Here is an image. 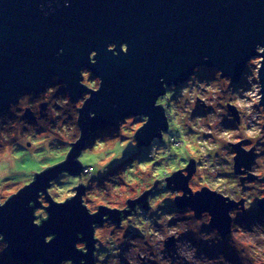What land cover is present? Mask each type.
<instances>
[{
	"label": "water",
	"instance_id": "obj_1",
	"mask_svg": "<svg viewBox=\"0 0 264 264\" xmlns=\"http://www.w3.org/2000/svg\"><path fill=\"white\" fill-rule=\"evenodd\" d=\"M110 45H115L118 57L107 51ZM121 45H127V55L120 52ZM257 45L264 47V0H0V115L17 104L23 93L44 92L55 77L67 85L65 89L75 101L87 92L80 86L81 70L87 69L103 81L101 91L93 94L80 112L83 136L80 142L75 141L78 144L73 145L68 162L62 169L53 171L61 161L34 172L52 171L17 197L22 189L12 194L0 209V234L9 243V256L24 264H62L65 260L94 264L91 224L101 223V216L107 214L110 217L104 220L119 225V214L101 210L96 218H89L77 198L63 207L53 204L48 210L49 221L36 228L33 211L41 206L36 203L30 208L29 202L37 201L38 193L61 171L80 174L84 167L74 160L93 133L118 129L125 118L144 114L150 122L137 139L139 146L150 145L161 130H166L162 110L154 107L156 99L165 93V85L168 88L188 81L197 67L214 68L238 82ZM92 52L97 53L95 65L89 62ZM261 77L264 79V71ZM40 108L46 111L47 103ZM90 113L95 114L94 119L89 118ZM232 115L238 122L234 111ZM24 116L36 121L30 108L25 109ZM235 151L239 153V173L240 167L251 166L253 157L238 146ZM193 163L190 160L188 164L190 174ZM173 183L175 188H171ZM186 184L179 175L170 181V190L186 193L176 207L195 210L197 218L209 212L211 228L226 238L230 223L227 214L236 206L226 205L207 190L188 198ZM129 204L130 211H135L138 204L131 200ZM140 205L147 209L143 201ZM258 207L264 211V203ZM78 233L83 240H78ZM49 235L56 239L45 244ZM84 241L87 256L74 247ZM168 247H173L172 241Z\"/></svg>",
	"mask_w": 264,
	"mask_h": 264
},
{
	"label": "clouds",
	"instance_id": "obj_2",
	"mask_svg": "<svg viewBox=\"0 0 264 264\" xmlns=\"http://www.w3.org/2000/svg\"><path fill=\"white\" fill-rule=\"evenodd\" d=\"M68 6L67 4L65 5ZM114 57L120 53L115 50V45L107 49ZM120 52L127 55V45H121ZM62 54L58 53V55ZM97 53L92 52L89 62L96 64ZM205 57V62H207ZM246 71L242 73L244 84L236 89L232 87V80L217 71L211 81L200 82L197 73L201 72L199 67L193 70V75L186 82V86L179 90L178 98L183 103L179 106L161 107L159 101L168 94L176 96V86L171 91L167 90L159 96L154 104L155 108L162 110L166 122V130H161L158 137H154L149 147L145 150L144 158L154 159L168 152L177 139L188 144L201 145L198 153H185V162L177 159L168 166L164 175L155 173L141 176V183L134 190L127 185L116 188L109 178L103 182L105 194L100 196L99 178L106 175L110 168L124 161L129 149L135 150L139 147L138 134L146 128L150 117L144 114L130 116L119 123L118 133L113 137H105L114 141L116 149L103 158L104 166L82 168L80 159L82 152L75 157L74 162L81 166V172L73 176L67 171H61L58 182L49 180L44 191L38 193L35 202H29L33 208L36 203L41 207L33 211V226L42 227L50 219L49 209L54 204L63 207L79 198L81 207L86 211L89 218H96L101 210L107 213H117L120 216L119 225L105 222L102 215L101 223H92V258L95 264H232L223 254L209 257L201 252L199 245L206 244L209 248L219 247L226 244L232 249L240 264H264V223H254L245 226L237 223V220L246 212H251L258 203H264V79L261 77L264 71V47L257 45L255 55L248 59L245 64ZM92 73L87 69L80 71V86L87 92L77 102L73 103L68 93L60 95L56 103L60 111L56 112L51 105L46 109L53 111L55 115L62 117V127L75 128L76 139L80 142L83 132L79 127L81 120L80 112L93 94L101 91L103 81L100 78L92 79ZM54 79L58 80L59 77ZM163 84V80H161ZM67 85L56 84L47 88L39 98L48 96L55 92L56 97L61 88ZM24 100H33L31 95H23L18 98V103L9 106V112L15 116L10 119L7 115H0V127L10 125L8 130L0 131V187L6 177L15 173L19 162L16 157L19 149L23 150L25 158H35L36 147L44 149L49 157L52 149L50 145L62 141L54 131H37L25 121L19 119L21 103ZM33 100V101H35ZM198 107L210 109L203 115H196ZM233 111L238 116L235 128L225 127V121H232ZM89 118H95L94 113ZM207 137V139H205ZM78 143L63 141L62 146L56 151L65 152V158L57 169H62L68 162L74 148ZM75 145V146H73ZM240 148L245 154H251L252 164L249 168L240 167L237 173V159L239 153L235 151ZM140 158L132 162H139ZM194 161L193 171H188V161ZM131 162V163H132ZM137 166L139 164L137 163ZM126 167V166H125ZM187 169V171H185ZM223 171L235 173L231 188L227 191L220 189L216 191L211 188L210 182L203 177ZM52 171L37 173L19 185L23 190L34 185L39 178ZM119 171L116 175H119ZM179 175L187 181L188 198L195 197L205 190L209 194L222 199L226 205H235L228 212L229 229L227 239L223 237L218 229L210 232L204 231L212 225V215L204 211L197 218L195 210L188 209L183 212L165 211L170 205L174 206L178 200L186 198L184 191L170 190V181H174ZM155 176V179H153ZM248 177H255L250 181ZM175 188V184L171 185ZM83 189V195L80 190ZM90 195L96 199H89ZM14 197V198H15ZM13 199V198H12ZM11 199H0V209L4 208ZM129 200L138 204L135 212L130 211ZM50 201L51 203H49ZM143 201L147 211L140 206ZM128 214L125 217V214ZM121 215L123 218L121 219ZM129 230L137 233L136 238L127 234ZM191 235L192 239H187ZM78 240H83L82 234H77ZM56 237L49 235L45 237L44 243L51 244ZM173 242V251L169 252L168 244ZM195 241V243H193ZM126 246V247H125ZM75 250L85 256L88 255L87 241L76 243ZM9 243L5 236L0 234V257L7 252ZM62 264H73L72 260H65ZM80 264H86L81 260Z\"/></svg>",
	"mask_w": 264,
	"mask_h": 264
},
{
	"label": "rangeland",
	"instance_id": "obj_3",
	"mask_svg": "<svg viewBox=\"0 0 264 264\" xmlns=\"http://www.w3.org/2000/svg\"><path fill=\"white\" fill-rule=\"evenodd\" d=\"M201 69L200 73H197V78L200 82L204 81H211L214 79L215 73L217 72L214 68H207V67H199ZM246 71V70H245ZM92 79H95L94 76H92ZM190 79V78H189ZM187 82V81H186ZM186 82L182 84L175 85L176 86V96L174 94H168L167 98L169 99L167 102L164 101L163 103L166 104L168 107H179L183 101L181 98H178L179 96V90L186 86ZM244 84L242 77L238 82H232L233 89H236ZM173 86V85H172ZM172 86L168 87L167 90L171 91ZM42 94V93H41ZM41 94H35L33 97V100L39 98ZM23 95H29V93H23ZM54 95V94H52ZM46 96L42 97L38 100H24L21 103V109L19 113V119L25 120L24 118V111L26 108L33 107L36 105V108L34 110L36 111V114L38 115V121L33 124H29V120H25V122L28 125L33 126L36 128L37 131H54L58 137H62V141L54 142L50 145L51 149L53 150L51 153V156L49 157L48 153L40 148L39 146L36 147V155L35 158H25L23 155V150L19 149L18 152L20 154L17 155L16 159L19 162L16 166L15 173L13 175H10L5 178L3 181L2 187H0V199H8L12 194H15L20 190L21 188L19 185L23 183L25 180L30 178L32 175H34V172H41L48 166H53L61 161L64 160L66 153L62 151H56V149H59L62 146L63 141H67L68 143H71L73 141H77L76 135H75V128L69 127L65 128L62 127V117L55 115L53 111H48L47 115L45 117H41L40 114L44 113L42 112V109L40 108V105L42 103H47V109L49 108V105H51L52 109H55L56 112H59L60 109L56 107H60L56 103V97L51 99L54 96ZM61 95V94H60ZM58 94L57 97L60 96ZM82 98V97H81ZM165 100V99H162ZM56 107H55V106ZM196 115H203L205 112L210 111V109L198 107L196 110ZM10 119H15V116L11 113L8 116ZM237 121L235 117L233 116L232 121H225V127L229 129H233L237 125ZM10 125H4L0 127V131L8 130ZM95 138L103 140L105 137H113L114 134L118 133V129L116 128H107L103 129L99 132ZM94 136V134H93ZM91 141V138L86 143V148L82 151L80 162L82 163L84 168H91V167H97V166H104L103 165V158L111 153L116 149V144L114 141H108L105 139L101 142H95ZM207 139V137H205ZM177 144H181L182 146H176L173 145L170 149V154L168 152H165L164 155L159 156L154 159H148L144 158L145 150L149 146H139L137 149L132 150L129 149V151L126 153L125 159L123 162L114 165L112 168L109 169L108 173L106 175H102L100 180V186H99V194L100 196H103L105 194V185L103 182L109 178L112 185L116 188H119L121 186L127 185L129 189L134 190L135 187L141 183V176L145 174L155 173V175H164L165 171L167 170L168 166L173 164L175 160L179 159L181 162H185V153L188 154H196L199 151V148L201 145H198L196 143L188 144L186 141L181 142L177 139ZM140 158L139 162H132L133 159ZM132 162V163H131ZM190 160L188 161L189 164ZM137 163L139 166H137ZM126 166V167H125ZM119 171L120 174L116 175ZM235 176L234 172L231 171H223L215 175L214 179L211 174L208 176L203 177V179L208 180L210 182V186L212 189L219 191L220 189H225V191L229 190L231 188V181L233 177ZM60 175L55 179L57 182L59 180ZM153 179H155V176H153ZM250 181H254L253 179H249ZM89 199H96V196L90 195ZM141 206V205H140ZM138 205L136 206L135 210L137 209ZM142 207V206H141ZM143 208V207H142ZM189 208L185 209H179V208H173V206H169L165 209V211H178L183 212L188 210ZM133 212V211H132ZM134 213V212H133ZM106 218V217H105ZM107 223H113L111 220L107 219L105 220ZM264 223V211H261L258 207V204L252 209L251 212H246L242 216H240L237 220V223H242L245 226H250L254 223ZM116 224V223H115ZM118 226V225H117ZM212 228H205L204 231L210 232ZM131 238H136L137 233L129 230L128 234ZM187 239H192L191 235L187 237ZM227 239V237L225 238ZM195 243V241H193ZM126 247V246H125ZM201 252H203L205 255L209 257H215L219 254H223L227 259L232 261V264H240L239 260L236 258V255L234 251L227 247L226 244H222L219 247L209 248L206 244H200L199 245ZM169 252L173 251V247H168ZM0 264H24L20 263L13 258H11L6 252L3 257H0ZM35 264V263H34ZM95 264V263H94Z\"/></svg>",
	"mask_w": 264,
	"mask_h": 264
},
{
	"label": "trees",
	"instance_id": "obj_4",
	"mask_svg": "<svg viewBox=\"0 0 264 264\" xmlns=\"http://www.w3.org/2000/svg\"><path fill=\"white\" fill-rule=\"evenodd\" d=\"M56 84H60V83L58 82V80H56V79H52V80L47 84L46 89L49 88V87H54ZM46 89H45V90H46ZM42 93H43V92H42ZM65 93H67V91H66L65 88H61L60 91L58 92L59 95H60V94L63 95V94H65ZM52 94H54V95H52ZM58 94H57V96H58ZM49 95H50V96H51V95L54 96V97H52L51 99H53V98L56 97L55 92L50 93ZM35 96H36V95H35ZM56 98H58V97H56ZM162 99H165V100H162ZM168 100H169V99L167 98V96H165V97H162L158 103H159L162 107H168V106H166V104H168V103H166V104L163 103L164 101L167 102ZM71 101H72L73 103L77 102V101L72 100V99H71ZM54 106H55V105H54ZM33 107L36 108V105H34ZM33 107H30V108H32L33 111H35ZM55 107H56V106H55ZM56 108L60 109V107H56ZM9 114H10V112L7 111V112L3 113L2 115H7V116H9ZM23 116H24V115H23ZM25 120H26V119H25ZM25 120H24V121H25ZM29 124H33V123H30V122H29ZM93 134H94V136H93ZM93 134H92V136H91V141H94V139H96L95 137H96L98 134H100V133H93ZM148 146H149V145H148ZM173 208H177L176 205H174ZM144 210L147 211V209H145V208H144ZM133 212H135V211H133ZM35 264H42V263H41V262H37V263H35Z\"/></svg>",
	"mask_w": 264,
	"mask_h": 264
},
{
	"label": "flooded vegetation",
	"instance_id": "obj_5",
	"mask_svg": "<svg viewBox=\"0 0 264 264\" xmlns=\"http://www.w3.org/2000/svg\"><path fill=\"white\" fill-rule=\"evenodd\" d=\"M93 76V75H92ZM29 95H32V96H34L35 94L34 93H29ZM21 97V96H20ZM30 108V107H29ZM32 111H33V109L32 108H30ZM34 112V114H35V116H36V121H32V120H29V122L30 123H36L37 121H38V115L36 114V111H33ZM24 113V112H23ZM25 117V116H24ZM28 120V119H27Z\"/></svg>",
	"mask_w": 264,
	"mask_h": 264
}]
</instances>
